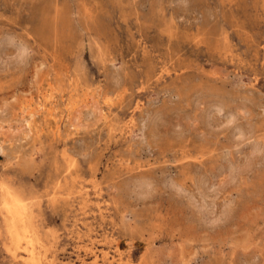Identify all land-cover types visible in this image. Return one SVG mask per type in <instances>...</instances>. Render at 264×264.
Masks as SVG:
<instances>
[{
	"label": "rangeland",
	"instance_id": "1",
	"mask_svg": "<svg viewBox=\"0 0 264 264\" xmlns=\"http://www.w3.org/2000/svg\"><path fill=\"white\" fill-rule=\"evenodd\" d=\"M0 146V264H264V0H0Z\"/></svg>",
	"mask_w": 264,
	"mask_h": 264
},
{
	"label": "bare ground",
	"instance_id": "2",
	"mask_svg": "<svg viewBox=\"0 0 264 264\" xmlns=\"http://www.w3.org/2000/svg\"><path fill=\"white\" fill-rule=\"evenodd\" d=\"M23 48V47H22ZM23 49H21L22 51ZM19 51V50H18ZM20 53V52H19ZM17 56V53H16ZM21 56V54H20ZM19 57V56H18ZM7 58V57H6ZM52 86V85H51ZM57 86V85H56ZM58 88V87H57ZM69 88V87H68ZM44 89V88H43ZM53 89V87H52ZM47 90V91H46ZM45 90V93H43L41 101L40 102V106L41 108L43 107V104L45 102H47L53 95L52 91L50 90L48 91V89ZM56 90V89H55ZM61 90V89H60ZM65 90V89H64ZM42 91V90H41ZM58 91V90H57ZM62 91V90H61ZM43 92V91H42ZM41 93V92H40ZM60 94V93H59ZM62 94V93H61ZM41 96V95H40ZM62 98V97H60ZM37 99H39L37 97ZM51 100V99H50ZM39 101V100H38ZM70 101V100H69ZM106 101V100H105ZM36 102V105L39 103ZM24 105V104H21ZM22 107V106H21ZM30 107V106H27ZM38 107V106H37ZM35 107V108H37ZM48 109V108H47ZM31 110V109H30ZM39 110V109H38ZM43 110V109H41ZM55 110V109H54ZM22 111V110H20ZM19 111V112H20ZM24 111V110H23ZM34 111V109L32 110ZM32 111H26V118L23 117V120H26V124H27V131L25 133L24 136L22 133L23 138L27 137L26 135L29 134V132H31V116H33V112ZM18 112V113H19ZM40 112V111H39ZM48 112V111H47ZM55 112V111H54ZM36 113V112H35ZM33 114V115H32ZM43 114V113H42ZM47 114V113H46ZM230 115V114H229ZM22 116V115H21ZM62 116V115H61ZM20 117V116H19ZM49 117V116H48ZM56 117V116H55ZM52 118V117H51ZM62 118V117H61ZM22 119V118H20ZM21 121V120H20ZM59 121V120H58ZM23 122V121H22ZM37 123V122H36ZM59 123V122H58ZM25 124V123H24ZM25 124V125H26ZM35 127V126H34ZM55 128V127H54ZM53 128V129H54ZM30 130V131H29ZM1 147V146H0ZM1 149V148H0ZM4 151V150H3ZM2 153V152H1ZM2 203H3V209L5 211V221H6V226H7V230L9 232V236L12 237L13 241H14V248L12 249V254L13 256H16V250L18 247L21 246L20 241L22 239H26L25 241V252L27 257H29V259H32L35 252H34V248L31 244V240L29 238V219L31 217V210L28 208V206L26 205L25 202H23V199L17 195L13 190H11L10 188H2ZM107 257L104 256L103 259H106ZM109 263H112V260L109 261Z\"/></svg>",
	"mask_w": 264,
	"mask_h": 264
}]
</instances>
